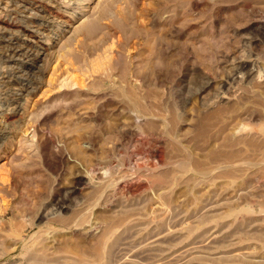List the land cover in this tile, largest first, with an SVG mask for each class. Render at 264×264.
<instances>
[{
	"label": "rangeland",
	"instance_id": "1",
	"mask_svg": "<svg viewBox=\"0 0 264 264\" xmlns=\"http://www.w3.org/2000/svg\"><path fill=\"white\" fill-rule=\"evenodd\" d=\"M84 1L76 17L71 18L70 23L60 28L54 39L50 40L47 64L42 74V82L38 86L33 87L35 68H23L25 64L22 60L9 61L7 49L1 47L0 50V116L9 112L12 106L18 105L14 113L8 114L10 121L13 118L12 123L6 122V127L0 131V234L6 232L5 235H8L11 229H17L22 235L21 238L16 232H10L12 237L6 236L7 246L12 250L0 259L2 264H11L19 256V242L28 241L34 232H51L46 233L48 238L43 233L46 239L44 241L49 242V245L55 246L61 241L62 237L57 234L65 233L69 229L64 228L60 221L63 212L58 209V203L63 201L66 205H73L81 194L92 192L90 187L83 189L81 194L79 192L74 195L68 192V188L86 178L91 182L95 180L90 177L88 171L89 160L107 161L110 158L121 161L126 147L129 146L127 135L122 136L117 129L120 114L116 113L118 103L114 99L93 100L88 92L78 88L58 90L55 81L48 82L54 70L60 73L66 69H78L75 73L78 72L79 75V72L91 69L90 62H87V66L85 60L80 61L81 63L74 62L70 54L72 52V56L74 53L81 57L87 55L85 46L92 44V41L89 40V44L86 41L85 45L83 34L80 35L81 31L76 29L85 17L96 12L98 6L100 7L97 14L93 16L98 15L100 8H107L103 5H109L111 9L108 8L109 13L105 12L98 19L105 29L103 31L109 32L110 35H106L105 44L101 42L104 46L87 55L86 61L105 60L101 59L105 55L103 51L108 55L110 51L111 56L113 53L130 55L138 53L139 49H151L154 52L151 57L155 62L154 68L144 71L141 83L154 93L155 101L159 100L164 103L162 106L169 108L175 120L172 134L177 138L186 137L183 143L196 158L195 164L202 169L206 165H212L214 157L217 159L220 156L222 159L219 157L218 160L224 161L229 156L230 158H227L231 159L233 164L242 165L246 158L254 157L257 160L264 152V0H126L129 4L125 0ZM97 2H100L98 6ZM13 4L10 2V9L14 8ZM128 8L133 15L126 12L129 11ZM60 9L64 12L71 10L65 6ZM141 11L142 15H138ZM11 12L12 17L20 15L15 10ZM110 12L114 19L116 15L122 19L123 13L126 16H136L143 30L141 37L138 35L127 38L126 45L121 46V49L115 46L109 49L111 40L119 44L126 38L122 30L120 31L123 33L119 32V28L112 29ZM107 13L109 17H105ZM125 23L127 24H123L126 25ZM98 35L96 40L94 39L96 42L103 32ZM124 55L122 54V57L127 59V55ZM137 61H133L136 62L135 67L130 62L128 64L136 68L141 65L137 64ZM30 84L28 93L19 88L20 85L28 87ZM132 84L137 85V82L133 80ZM208 84L211 86L207 87ZM187 86L191 87V91L198 90V116L191 115L190 110L185 112L182 100L189 94L185 88ZM48 88L50 92L44 95L43 91ZM220 95L227 96L228 99L225 100ZM72 97L92 103L87 105L86 109H82L85 105H79L70 111L69 102ZM187 106L191 107L190 104ZM186 118L190 120L188 124L184 123ZM67 119H70L73 125L85 126L88 123L87 126L91 127L90 133L85 132L77 140L66 131L67 128L59 130ZM148 141L146 139L135 143L134 149L138 150L136 157H139V161L148 158L151 149ZM77 146L81 147L84 153L78 152ZM77 174L85 177L79 179ZM242 174L240 172L238 175L239 182L245 178ZM148 178L150 177H146L147 181ZM216 180L221 181L220 178ZM147 181L142 180L134 187L146 186ZM206 185V182L200 183L198 190H206ZM148 191L149 195L153 193V200L148 203L147 209L157 208L162 198H159L157 191ZM190 191L187 185L178 184L167 189L164 194L169 193L166 194L167 198L171 201L173 199L174 203L183 200L186 202ZM99 202L86 211L88 222L83 226L85 230H92L94 222L102 225V222L111 221V218L107 217V207ZM19 229L21 230L18 231Z\"/></svg>",
	"mask_w": 264,
	"mask_h": 264
},
{
	"label": "bare ground",
	"instance_id": "2",
	"mask_svg": "<svg viewBox=\"0 0 264 264\" xmlns=\"http://www.w3.org/2000/svg\"><path fill=\"white\" fill-rule=\"evenodd\" d=\"M83 1L0 0V50L1 47L7 49L9 61L22 60L25 64L23 68H35L36 77L33 87L42 82L50 40L54 39L60 28L70 23L71 18L76 17L81 11ZM10 2L14 3L13 9H10ZM98 3L100 2L96 3L97 6ZM61 6L69 7L71 10L64 12L60 9ZM105 6L107 8H100L98 15L93 16L97 14L100 7L98 6L96 12L93 10L95 13L93 12L92 16L87 15L88 17L83 19L79 28L77 26L76 30L81 31L77 32L84 36L85 45L89 44V40L92 41V44L85 46L86 50L82 46L88 56L107 42L106 35L109 32L103 31L104 28L98 22L100 15L110 9L109 5H103ZM129 8L126 12H131ZM12 10L19 12V17H12ZM133 12L137 14L135 10ZM108 13L105 17L107 15L109 17ZM124 13L121 14L122 19H119L121 18L119 15H116L114 19L110 12L112 29L119 28V32L122 30L124 33H121L125 36L121 35L126 38L119 44L111 40L109 49L113 46L121 49L126 45L125 41L138 37L143 32L136 16H132V12V15L128 16ZM142 13L143 11L138 15ZM124 22L132 27H128L126 23L124 25ZM101 32H103L102 37L97 42L94 41ZM139 50L138 53L130 55L122 52L117 55L113 53L115 56L113 54L109 56V50H107L109 55L103 51L105 55L101 59L105 60L100 62L97 58L98 61L90 59L92 63L90 60L86 61L87 55L81 57L73 53L72 56L71 52L70 56L74 62L81 63L85 60V66L87 62H90L91 69H85L79 72V75L78 72L75 73L78 69L72 71L66 69L60 73L57 72L58 70L52 71L48 82L55 81L58 90L78 88L88 92L93 100L114 99L118 103L116 113L120 114L117 129L122 136L127 135L129 146H125L121 161L110 158L107 161L89 160L87 167L90 177L95 179H92L93 184L86 178L83 182L68 188V192L74 195L79 192L81 194L83 189L90 187L92 192L81 194L77 203L73 205H66L63 201L58 203V209L63 212V216L60 215V221L64 228L69 229L65 233L57 234L62 237L61 241L52 246L44 241L46 239L43 234L51 232L46 230L34 232L29 236L28 241H18L19 256L11 264H264V152L257 160L254 157L246 158L243 160L244 164L241 162L242 165L233 164L231 159H228L229 156L224 158V161L220 156V160H218L219 157L217 159L214 157L212 165L208 163L209 166L206 165L201 169L194 163L197 161L194 160L196 158L183 143L186 137L177 138L172 134L175 120L169 108L162 106L164 103L161 101H155L154 93L141 83L144 71L154 68L155 62L151 58L154 53L151 49ZM157 53L156 50L155 54ZM122 54L127 55H124L127 59H124ZM133 61L141 65L133 68L130 66L136 63ZM102 65L105 66L100 69ZM133 80L137 82V85L132 84ZM30 86L31 84L28 87L20 85L19 88L24 93H28ZM206 86L209 87L211 84ZM185 88L189 93L184 100L181 99L184 101L185 112L190 110L191 115L198 116V102H196L198 90L191 91V87L188 86ZM48 92H50L49 88L44 90L43 94ZM220 96L228 99L227 96ZM91 103V101L77 100L72 97L69 109L73 111L72 109L79 105H85L82 109H86ZM189 104L191 107L187 106ZM17 107V104L12 106L9 112L0 116V131L8 124L6 122L12 121V117L11 121L8 119L10 117L8 114L14 113ZM188 121L190 120L186 118L184 123L188 124ZM87 125L88 123L85 126L73 125L70 119H67L59 130L67 128L66 131L79 140L85 132L90 133L91 127ZM262 132L264 135V128ZM146 139L149 140L151 149L148 158L139 161V157H136L138 150L134 149L135 143ZM77 150L84 153L79 146ZM240 172L245 175L242 182L238 179ZM76 176L79 179L82 176L85 177L81 174ZM148 176L150 178L147 181ZM216 178H220L221 181H217ZM142 180L147 181L146 186L134 187ZM205 182L208 188L204 191L201 188V191L198 190V185ZM178 184L190 187V196H187L186 202L183 200L174 203L173 199L171 201L167 198L166 194L169 193L164 194L167 189ZM148 190H153L154 193L157 191L159 198H162L157 208L147 209L148 203L153 200V193L149 195ZM97 201H100V205L107 207L106 210L109 212L107 217H110L111 221L102 222V225L94 222L91 226L92 230H85L83 226L88 222L87 210L92 209ZM10 232L20 235L17 229L9 231L8 235L11 236ZM5 233L0 234V259L5 257L11 249L9 245L7 246L6 236L8 235ZM47 234L46 238H48ZM20 236L22 238V235Z\"/></svg>",
	"mask_w": 264,
	"mask_h": 264
}]
</instances>
